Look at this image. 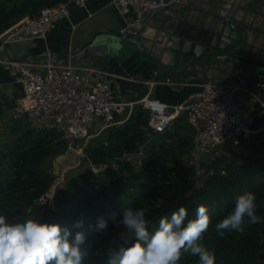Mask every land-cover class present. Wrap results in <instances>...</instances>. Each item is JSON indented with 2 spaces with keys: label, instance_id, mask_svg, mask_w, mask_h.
<instances>
[{
  "label": "trees",
  "instance_id": "16d2710c",
  "mask_svg": "<svg viewBox=\"0 0 264 264\" xmlns=\"http://www.w3.org/2000/svg\"><path fill=\"white\" fill-rule=\"evenodd\" d=\"M68 1L0 0V34L25 16ZM148 122V113L135 106L126 121L88 143L83 161L105 167L97 172L89 167L66 178L53 210L36 204L54 179L42 166L64 153L67 141L56 128L25 130L0 148V214L11 221L37 217L67 225L73 232L84 230V264H107L108 249L116 247L123 230L112 217L118 220L124 208H143L152 231L161 217L170 216L179 206L187 208L191 219L203 204L210 219L200 242L214 251L215 264H264V130L240 139L239 150L220 148L206 157L198 176L187 158L192 132L185 117H178L168 131L157 135ZM140 147L142 154L135 164L128 156ZM244 191L256 195V221L245 218L242 231L225 230L221 236L215 223ZM98 217L108 220L106 230L89 227ZM81 219L82 229L74 228V222ZM196 262L197 257L182 252L178 264Z\"/></svg>",
  "mask_w": 264,
  "mask_h": 264
},
{
  "label": "crops",
  "instance_id": "0c3cea01",
  "mask_svg": "<svg viewBox=\"0 0 264 264\" xmlns=\"http://www.w3.org/2000/svg\"><path fill=\"white\" fill-rule=\"evenodd\" d=\"M110 1L87 0L85 7L68 1V16L55 22L44 38L9 42L2 45V50L12 59L36 64L33 69L40 73L44 72L41 65L47 59L76 68L100 70L103 73L93 74L91 78L110 82L126 101L148 94L152 99L177 104L195 94L199 84L205 81L233 86L234 100L245 109L250 127L258 132L264 130V92L254 85L256 81H264V0L243 1L232 15L230 24L242 33L233 49L211 52L201 63L187 59L180 71L160 65L159 52L155 51L159 46L152 50L150 40H162L156 29H174L178 21L210 27L217 17L226 16L232 0H168L161 10L146 12L145 39L141 43L144 50L128 41L135 35L119 33L130 18L120 16ZM20 95V86L0 65V121L3 116H10L13 121L34 129L28 115L12 117ZM115 119L120 122L122 117ZM191 132L193 137L192 129ZM225 147L231 148L224 145L217 151Z\"/></svg>",
  "mask_w": 264,
  "mask_h": 264
},
{
  "label": "built area",
  "instance_id": "2783aa9c",
  "mask_svg": "<svg viewBox=\"0 0 264 264\" xmlns=\"http://www.w3.org/2000/svg\"><path fill=\"white\" fill-rule=\"evenodd\" d=\"M85 7L87 0H69ZM168 0H111L110 3L123 18L129 17L119 33L136 35L144 28L143 15L158 11ZM68 2H58L42 8L37 14L27 16L0 34V65L4 66L13 82L18 84L21 95L16 100L12 117L28 115L34 129L56 128L67 141V151H74L77 158H85L84 148L95 134H101L112 126L126 121L135 106L148 113L150 131L157 135L169 130L172 123L184 116L193 131L192 147L187 158L195 175H201L205 158L215 154L220 146L238 149L240 139L254 135L246 117L245 109L236 104L233 86L205 81L190 98L177 104H167L149 97L148 94L135 101H126L111 86L101 79L93 80V74L103 73L94 68H76L69 63L59 64L47 59L44 72L33 68L36 64L10 58L2 45L27 39L44 38L47 31L58 20L68 16ZM228 9V8H227ZM131 16V17H130ZM49 58V57H48ZM153 84L152 82L150 83ZM264 92V81L254 82ZM254 98L258 96L251 94ZM121 116L120 122L115 117ZM152 141V135L148 137ZM80 147H74L75 140ZM142 147L128 159L138 164ZM93 172L103 169L89 162ZM53 182L37 200L38 206L55 208V199L63 186L59 172Z\"/></svg>",
  "mask_w": 264,
  "mask_h": 264
},
{
  "label": "clouds",
  "instance_id": "9594fccd",
  "mask_svg": "<svg viewBox=\"0 0 264 264\" xmlns=\"http://www.w3.org/2000/svg\"><path fill=\"white\" fill-rule=\"evenodd\" d=\"M256 207L255 193L238 194L231 210L215 223L217 233L242 231L245 218L256 221ZM187 217V208L181 205L150 231L143 208H124L118 220L112 217L123 230L116 247L108 249L107 264H178L182 252L197 257L196 264H215L214 251L200 242L209 225L207 206L198 205L195 217ZM83 223L77 220L73 227L82 229ZM89 227L106 230L108 220L98 217ZM85 240L84 230L73 232L58 222L37 217L11 221L0 214V264H84Z\"/></svg>",
  "mask_w": 264,
  "mask_h": 264
},
{
  "label": "water",
  "instance_id": "95a60500",
  "mask_svg": "<svg viewBox=\"0 0 264 264\" xmlns=\"http://www.w3.org/2000/svg\"><path fill=\"white\" fill-rule=\"evenodd\" d=\"M246 0H232L227 9L225 17H217L216 23L210 27H199L187 22L178 21L173 28L156 29L162 40L155 38L151 40L152 50L159 52L160 65L171 70L180 71L185 60L201 63L211 52H228L234 48L242 37V33L230 24L232 15ZM220 24L221 27L218 25ZM149 28V27H148ZM142 29L130 42L136 45V48L144 50L141 43L145 39Z\"/></svg>",
  "mask_w": 264,
  "mask_h": 264
},
{
  "label": "rangeland",
  "instance_id": "374dc122",
  "mask_svg": "<svg viewBox=\"0 0 264 264\" xmlns=\"http://www.w3.org/2000/svg\"><path fill=\"white\" fill-rule=\"evenodd\" d=\"M2 119L3 120L0 121V148L4 147L6 144H11L22 132L30 129L29 125L21 123L20 121H13L10 116H3ZM98 135L99 134H95L90 142L98 139ZM81 144V140L77 139L74 141L73 146L80 147ZM83 159V157L77 158L74 151H67L66 149L64 153H59L52 159L47 160L42 168L51 172L53 175L59 172L63 178L64 184L65 179L69 178L73 173L89 168L88 164L83 161ZM56 200L57 199H55V203Z\"/></svg>",
  "mask_w": 264,
  "mask_h": 264
},
{
  "label": "bare ground",
  "instance_id": "6f19581e",
  "mask_svg": "<svg viewBox=\"0 0 264 264\" xmlns=\"http://www.w3.org/2000/svg\"><path fill=\"white\" fill-rule=\"evenodd\" d=\"M146 33V32H145Z\"/></svg>",
  "mask_w": 264,
  "mask_h": 264
}]
</instances>
